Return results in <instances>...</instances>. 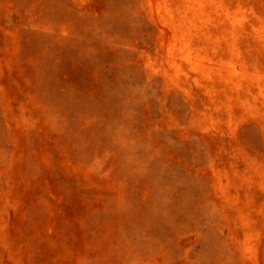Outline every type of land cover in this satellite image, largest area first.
Instances as JSON below:
<instances>
[{"label": "rangeland", "instance_id": "374dc122", "mask_svg": "<svg viewBox=\"0 0 264 264\" xmlns=\"http://www.w3.org/2000/svg\"><path fill=\"white\" fill-rule=\"evenodd\" d=\"M0 264H264V0H0Z\"/></svg>", "mask_w": 264, "mask_h": 264}]
</instances>
